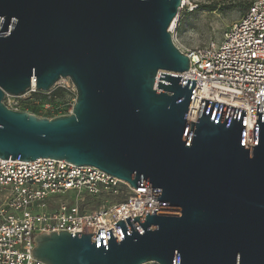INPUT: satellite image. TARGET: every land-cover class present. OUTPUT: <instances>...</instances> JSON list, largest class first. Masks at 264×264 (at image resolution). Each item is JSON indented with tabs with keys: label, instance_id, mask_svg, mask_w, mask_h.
<instances>
[{
	"label": "water",
	"instance_id": "95a60500",
	"mask_svg": "<svg viewBox=\"0 0 264 264\" xmlns=\"http://www.w3.org/2000/svg\"><path fill=\"white\" fill-rule=\"evenodd\" d=\"M182 0H0V157L64 159L153 187L155 205L114 229L35 236L46 264H264V103L255 146L246 110L203 98L170 28ZM61 78L71 113L39 117L6 95Z\"/></svg>",
	"mask_w": 264,
	"mask_h": 264
},
{
	"label": "built area",
	"instance_id": "2783aa9c",
	"mask_svg": "<svg viewBox=\"0 0 264 264\" xmlns=\"http://www.w3.org/2000/svg\"><path fill=\"white\" fill-rule=\"evenodd\" d=\"M185 53L190 66L183 78L197 80L187 120H198L203 98L244 109V145L255 146L257 103H264V0H254L220 42ZM65 79L70 80L57 83ZM153 196V187L136 188L96 166L0 157V264H46L32 250L36 235L52 231L104 229L108 244L107 230L113 228L121 241L114 223L125 219L131 232L126 218L156 206Z\"/></svg>",
	"mask_w": 264,
	"mask_h": 264
},
{
	"label": "rangeland",
	"instance_id": "374dc122",
	"mask_svg": "<svg viewBox=\"0 0 264 264\" xmlns=\"http://www.w3.org/2000/svg\"><path fill=\"white\" fill-rule=\"evenodd\" d=\"M189 1L180 6L176 23L170 30L175 44L183 52L220 42L227 28L239 19L254 0ZM75 99V87L71 80L65 79L49 91H27L18 96L8 94L4 101L11 108L52 118L71 110Z\"/></svg>",
	"mask_w": 264,
	"mask_h": 264
},
{
	"label": "bare ground",
	"instance_id": "6f19581e",
	"mask_svg": "<svg viewBox=\"0 0 264 264\" xmlns=\"http://www.w3.org/2000/svg\"><path fill=\"white\" fill-rule=\"evenodd\" d=\"M187 3H190V1H189V0H182V6H183L184 4H187ZM176 20H177V17H176V19L174 20V22H173V24H172L170 30H172L173 26H174L175 23H176ZM170 32H171V31H170Z\"/></svg>",
	"mask_w": 264,
	"mask_h": 264
}]
</instances>
